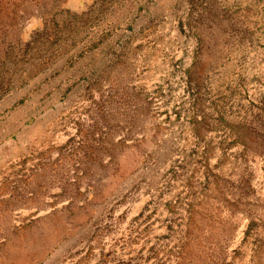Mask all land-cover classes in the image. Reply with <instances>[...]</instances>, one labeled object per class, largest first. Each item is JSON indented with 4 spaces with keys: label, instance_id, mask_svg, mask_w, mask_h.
I'll return each instance as SVG.
<instances>
[{
    "label": "rangeland",
    "instance_id": "374dc122",
    "mask_svg": "<svg viewBox=\"0 0 264 264\" xmlns=\"http://www.w3.org/2000/svg\"><path fill=\"white\" fill-rule=\"evenodd\" d=\"M0 264H264V0H0Z\"/></svg>",
    "mask_w": 264,
    "mask_h": 264
}]
</instances>
